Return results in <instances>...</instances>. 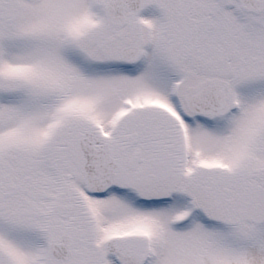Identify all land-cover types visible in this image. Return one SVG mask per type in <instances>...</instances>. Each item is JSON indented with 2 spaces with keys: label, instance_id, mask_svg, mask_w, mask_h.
<instances>
[{
  "label": "snow or ice",
  "instance_id": "snow-or-ice-1",
  "mask_svg": "<svg viewBox=\"0 0 264 264\" xmlns=\"http://www.w3.org/2000/svg\"><path fill=\"white\" fill-rule=\"evenodd\" d=\"M0 264H264V0H0Z\"/></svg>",
  "mask_w": 264,
  "mask_h": 264
}]
</instances>
